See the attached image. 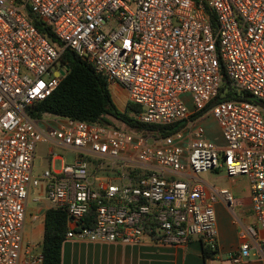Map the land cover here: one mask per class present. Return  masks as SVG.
Wrapping results in <instances>:
<instances>
[{"label": "built area", "instance_id": "built-area-1", "mask_svg": "<svg viewBox=\"0 0 264 264\" xmlns=\"http://www.w3.org/2000/svg\"><path fill=\"white\" fill-rule=\"evenodd\" d=\"M27 9L110 86L124 88L141 108L140 121L176 130L154 138L73 118H33L32 108L53 94L67 68L63 49L37 29ZM226 76L236 93L220 99ZM258 102H264V0H0V264L43 263L41 249L24 243L30 193L43 183L51 208L68 211L67 240L139 244L149 235L186 245L199 237L216 249L215 204L234 211L237 198L229 188L208 189L197 176L222 168L250 183L256 224L235 217L241 245L230 255L243 264L254 245L264 249ZM208 116L220 124L224 145L201 123ZM40 143L77 158L38 175ZM91 209L95 223L85 226Z\"/></svg>", "mask_w": 264, "mask_h": 264}, {"label": "trees", "instance_id": "trees-1", "mask_svg": "<svg viewBox=\"0 0 264 264\" xmlns=\"http://www.w3.org/2000/svg\"><path fill=\"white\" fill-rule=\"evenodd\" d=\"M27 16L52 44L63 49L60 61L67 68L66 75L53 94L32 108L33 118H73L154 138L176 130L175 126L140 121L138 116L141 108L130 101L124 110L120 109L113 98L106 76L97 72L93 64L83 59L73 49L65 48L64 43L53 32L51 25L39 19L29 9H27ZM226 89L227 93L225 96H219L220 99L232 98L236 93L227 76L222 92ZM246 97L247 95L244 96ZM68 220L69 214L66 209L49 208L46 211L41 247L44 256L42 264H62L63 245L69 230ZM95 220V209H91L83 219V225L92 226ZM218 249L219 247L211 248L203 241V256L206 260L213 259Z\"/></svg>", "mask_w": 264, "mask_h": 264}, {"label": "crops", "instance_id": "crops-1", "mask_svg": "<svg viewBox=\"0 0 264 264\" xmlns=\"http://www.w3.org/2000/svg\"><path fill=\"white\" fill-rule=\"evenodd\" d=\"M113 86H115L116 91L115 94L112 92L113 98L118 107L124 110L125 108L121 104L126 107L128 103L127 91L121 86ZM48 124L54 125L55 122L49 120ZM218 144L224 145V140ZM58 159H61L58 155L52 157L50 168H55L54 164ZM240 177L242 176L231 177L229 186L219 187L207 181L201 175L197 176V179L206 185L208 189L211 187L231 189L238 203L234 211L221 200H218L215 204L219 230V249L213 259L206 260L204 258L203 240L199 237L192 238L186 245H174L163 243L156 237L145 235L139 244L68 239L63 245L62 264H233L230 255L238 250L241 245L239 234L241 226L235 222V217L237 216L241 223L256 224L250 187L248 192H245L241 191L236 185ZM45 200L47 199L40 190H32L30 193L26 222L28 215H30L29 203L32 201L37 205L35 213L31 214L33 220L37 223L34 234H44L45 213L51 208L48 200V204L42 203ZM259 233L260 237L264 238V229L260 230ZM251 251L253 257L245 260L243 264H264L262 245L260 243L254 245Z\"/></svg>", "mask_w": 264, "mask_h": 264}, {"label": "rangeland", "instance_id": "rangeland-1", "mask_svg": "<svg viewBox=\"0 0 264 264\" xmlns=\"http://www.w3.org/2000/svg\"><path fill=\"white\" fill-rule=\"evenodd\" d=\"M110 88L111 91L115 94L116 93L115 86L111 85ZM181 97L187 101L191 100L190 94H184ZM121 106L125 108L123 104H121ZM189 107L190 109L194 108L191 102H189ZM46 119H50V118H46ZM201 123L207 129L208 135L212 140H214L217 143L223 142L222 130L220 124L217 122L216 119H214L212 116H208L205 117ZM51 150H53L52 152L54 153V155L51 154L50 152ZM56 155L60 156L61 159L55 161L54 164L55 168H60L63 164H73L77 158V154L72 150L64 149L61 146H53L49 143H40L37 145L36 155L34 159L36 174L42 175L46 169H49L51 166L52 157ZM200 175L201 177L205 178L207 181L212 182L213 184H216L219 187L229 186V181L232 179L231 177H228L225 168L220 169V171L203 172ZM241 176L242 177L238 178V182L236 185L239 187L241 191L248 192V188L250 187L248 177L246 175H241ZM40 192L42 193L45 192L44 183L43 186L40 188ZM42 203L46 205L48 204V201L45 200ZM36 206H37L36 203L30 201L29 203L30 215H28V219L24 228V243L25 245L32 244L33 246H36V249L39 251L42 247L43 233L34 234V230L37 223L33 220L31 215L35 213ZM250 257L251 258L253 257L252 254L250 255ZM247 259L248 258H245V260Z\"/></svg>", "mask_w": 264, "mask_h": 264}, {"label": "water", "instance_id": "water-1", "mask_svg": "<svg viewBox=\"0 0 264 264\" xmlns=\"http://www.w3.org/2000/svg\"><path fill=\"white\" fill-rule=\"evenodd\" d=\"M258 103L264 109V102H258Z\"/></svg>", "mask_w": 264, "mask_h": 264}]
</instances>
